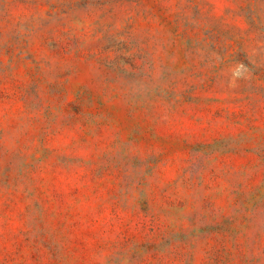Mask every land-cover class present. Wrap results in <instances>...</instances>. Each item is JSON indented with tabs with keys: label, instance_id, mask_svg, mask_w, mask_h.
<instances>
[{
	"label": "rangeland",
	"instance_id": "obj_1",
	"mask_svg": "<svg viewBox=\"0 0 264 264\" xmlns=\"http://www.w3.org/2000/svg\"><path fill=\"white\" fill-rule=\"evenodd\" d=\"M0 264H264V0H0Z\"/></svg>",
	"mask_w": 264,
	"mask_h": 264
}]
</instances>
